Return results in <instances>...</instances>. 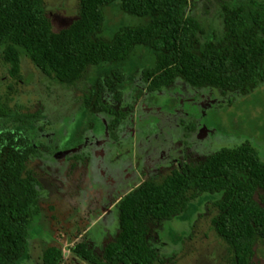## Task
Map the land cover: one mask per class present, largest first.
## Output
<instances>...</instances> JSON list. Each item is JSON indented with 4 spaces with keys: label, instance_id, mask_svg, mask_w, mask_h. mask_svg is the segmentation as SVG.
<instances>
[{
    "label": "rangeland",
    "instance_id": "rangeland-1",
    "mask_svg": "<svg viewBox=\"0 0 264 264\" xmlns=\"http://www.w3.org/2000/svg\"><path fill=\"white\" fill-rule=\"evenodd\" d=\"M80 1L44 0L54 32L78 18ZM189 1L203 26L202 41L219 38L218 0ZM144 22L115 1L104 9L103 36ZM154 62L149 48L136 46L124 63L89 66L79 80L65 84L47 77L23 53L19 76L8 78L0 54L5 122L23 131L37 150L26 167L41 185L39 213L28 227L25 253L14 264H42L50 246L62 250L60 264H89L75 253L79 244L102 257L119 233L118 203L125 194L187 163L202 162L222 147L247 141L264 161V83L244 96L182 80L150 89L142 70ZM113 69L124 79L118 97L103 96L113 113L93 114L83 97ZM115 117L119 122L111 127ZM192 195L184 212L147 222L155 264H230L228 245L211 222L217 197L197 189ZM254 261L264 264V239L256 243Z\"/></svg>",
    "mask_w": 264,
    "mask_h": 264
},
{
    "label": "trees",
    "instance_id": "trees-1",
    "mask_svg": "<svg viewBox=\"0 0 264 264\" xmlns=\"http://www.w3.org/2000/svg\"><path fill=\"white\" fill-rule=\"evenodd\" d=\"M115 1L124 13L146 22L106 38L104 9ZM218 6L222 35L202 41L203 26L189 0H81L78 18L58 32L51 29L44 0H0V54L8 78L19 76L23 53L47 77L72 84L87 67L124 63L143 46L155 58L142 70L150 89L182 80L244 96L264 83V0H218ZM123 80L119 69L99 76L83 97L84 107L93 114L113 113L103 96L118 97ZM6 117L0 105V264H14L25 253L28 227L39 213L41 185L26 167L37 150ZM118 122L115 117L111 127ZM194 189L217 197L211 222L228 245L230 264H255L256 243L264 239V161L247 141L174 169L159 182H142L118 203L119 233L103 256L84 244L75 253L89 264H155L147 222L184 212ZM61 261L60 248L44 250L42 264Z\"/></svg>",
    "mask_w": 264,
    "mask_h": 264
}]
</instances>
